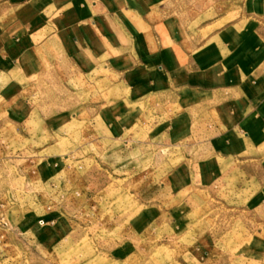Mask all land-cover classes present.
<instances>
[{"label": "rangeland", "instance_id": "obj_1", "mask_svg": "<svg viewBox=\"0 0 264 264\" xmlns=\"http://www.w3.org/2000/svg\"><path fill=\"white\" fill-rule=\"evenodd\" d=\"M161 2L148 18L193 43L248 17L247 0ZM50 52L0 103V264H264V146L217 151L220 97L147 95L117 125L121 77Z\"/></svg>", "mask_w": 264, "mask_h": 264}, {"label": "crops", "instance_id": "obj_2", "mask_svg": "<svg viewBox=\"0 0 264 264\" xmlns=\"http://www.w3.org/2000/svg\"><path fill=\"white\" fill-rule=\"evenodd\" d=\"M161 1L0 0L1 106L33 86L51 50L74 73L110 68L121 77L128 95L113 112L117 125L131 118L127 104L147 95L210 92L221 98L214 107L226 127L217 151L230 158L263 147L264 0H247L245 20L201 43L188 41L172 18H148Z\"/></svg>", "mask_w": 264, "mask_h": 264}]
</instances>
